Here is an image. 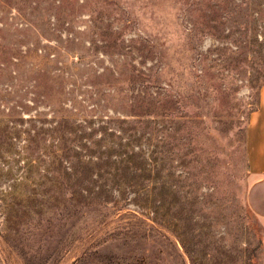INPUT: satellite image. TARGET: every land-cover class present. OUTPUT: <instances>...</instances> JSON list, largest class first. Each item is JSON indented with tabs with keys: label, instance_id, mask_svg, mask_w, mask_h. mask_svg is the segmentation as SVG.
<instances>
[{
	"label": "rangeland",
	"instance_id": "374dc122",
	"mask_svg": "<svg viewBox=\"0 0 264 264\" xmlns=\"http://www.w3.org/2000/svg\"><path fill=\"white\" fill-rule=\"evenodd\" d=\"M263 86L264 0H0V264H264ZM82 128L161 174L69 195Z\"/></svg>",
	"mask_w": 264,
	"mask_h": 264
},
{
	"label": "trees",
	"instance_id": "16d2710c",
	"mask_svg": "<svg viewBox=\"0 0 264 264\" xmlns=\"http://www.w3.org/2000/svg\"><path fill=\"white\" fill-rule=\"evenodd\" d=\"M158 110L154 105L153 109L147 111V115ZM163 110L167 113L165 115L177 116V113H171L173 111L169 108H163ZM61 121L63 124L59 123V130L69 124V120L66 117H62ZM124 121L128 122L127 119H124ZM81 132L76 148L73 147L57 155L61 165L66 160L71 161L73 166L71 171L64 170L65 172L62 173H68L70 179L66 184H63L64 192H68L69 195L88 197L94 191L95 193L106 191L107 183L98 184L99 179L96 178L97 176L114 181L117 185H121L120 183L124 182V188L132 187V189H138L137 185L143 186L142 182L150 180L152 176L158 178L161 174L164 159L163 150L152 149L145 142H142V138L144 136L147 137L145 133L137 136L135 132L129 141L120 135L122 140L116 144H105L100 141L102 138H96L93 133L87 132L84 128H82ZM157 152L161 155H156ZM65 153L66 156H64ZM159 162L161 166L158 168ZM94 165L95 167L105 168L106 173L93 171ZM108 167H113L114 170L107 169ZM91 185L98 187L99 190L91 187Z\"/></svg>",
	"mask_w": 264,
	"mask_h": 264
},
{
	"label": "crops",
	"instance_id": "0c3cea01",
	"mask_svg": "<svg viewBox=\"0 0 264 264\" xmlns=\"http://www.w3.org/2000/svg\"><path fill=\"white\" fill-rule=\"evenodd\" d=\"M262 93L264 96V86L262 88ZM249 138L250 132L248 129V139ZM254 142V146H251V149H249L250 173L252 179L249 185L247 199L251 209L258 215L264 224V133L258 140H254ZM250 143L248 140L249 147Z\"/></svg>",
	"mask_w": 264,
	"mask_h": 264
}]
</instances>
